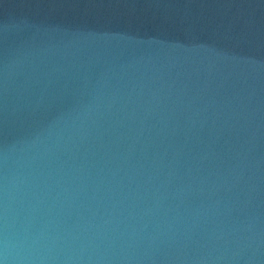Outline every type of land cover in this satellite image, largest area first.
<instances>
[{"label":"water","instance_id":"water-1","mask_svg":"<svg viewBox=\"0 0 264 264\" xmlns=\"http://www.w3.org/2000/svg\"><path fill=\"white\" fill-rule=\"evenodd\" d=\"M0 264H264V0H0Z\"/></svg>","mask_w":264,"mask_h":264}]
</instances>
